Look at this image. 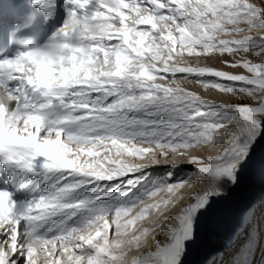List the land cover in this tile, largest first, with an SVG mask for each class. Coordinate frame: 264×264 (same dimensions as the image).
<instances>
[{"label": "snow or ice", "instance_id": "snow-or-ice-1", "mask_svg": "<svg viewBox=\"0 0 264 264\" xmlns=\"http://www.w3.org/2000/svg\"><path fill=\"white\" fill-rule=\"evenodd\" d=\"M65 8L44 46L0 59V161L44 173L24 205L0 190V264H192L233 219L232 264H253L264 196L235 194L245 176L264 188V0Z\"/></svg>", "mask_w": 264, "mask_h": 264}, {"label": "bare ground", "instance_id": "bare-ground-1", "mask_svg": "<svg viewBox=\"0 0 264 264\" xmlns=\"http://www.w3.org/2000/svg\"><path fill=\"white\" fill-rule=\"evenodd\" d=\"M7 3L11 10L15 11L12 7L14 2H19V0H3ZM27 7H23L22 10L25 11ZM55 9L60 10L63 13L62 26L67 19V10L65 8V0H57ZM61 13V15H62ZM25 21V19H23ZM246 27V26H245ZM247 33L241 34L246 35ZM253 34H264L253 33ZM52 36V35H51ZM50 36V37H51ZM50 37L44 40L43 46L48 42ZM256 151H264V143L262 147ZM42 159V158H41ZM44 180L43 170L38 169L35 172H29L25 169H21L18 166H6L2 161H0V190H7L13 194V199L16 201L17 205H24L34 197H38L42 190V182ZM19 192L22 194L19 195ZM264 188H261L258 184L252 183L247 176L244 177L240 187L237 189L235 194V203L238 205L240 201L248 202L250 198L254 201L261 200ZM25 194V196H23ZM228 222H225L219 235L216 239L207 244L202 248L194 257H190L192 264H206L210 253L216 254L218 252H226L228 258H226L225 264H232V259L236 248L239 243L242 242L246 236H242L239 241L231 242V236L228 232ZM238 243V244H237ZM260 251V250H259ZM259 251L256 252L253 264L255 260L261 257V263L264 262V254L259 256ZM134 254V253H133ZM218 258V257H217ZM217 260H215V263Z\"/></svg>", "mask_w": 264, "mask_h": 264}, {"label": "rangeland", "instance_id": "rangeland-1", "mask_svg": "<svg viewBox=\"0 0 264 264\" xmlns=\"http://www.w3.org/2000/svg\"><path fill=\"white\" fill-rule=\"evenodd\" d=\"M253 2L259 3V0H253ZM249 58L253 59L256 62H260V61L257 60V58H254V57H249ZM225 59H229V57H225ZM209 63L213 67L222 68L223 70H226V71H231V72H236V73H243L245 75H248V73H246L245 70L242 69V68H226L220 62V60L210 61ZM186 83H188V82H186ZM188 86L191 87L193 90L201 92V94H203V95H207L208 98L216 99L217 101H220V100H223V99H227L226 97H223V96H221L219 94H216V93L208 94L203 89H201L200 87H198L195 84L188 83ZM231 102H234V103H252L251 100H247V99H245V100H232ZM263 143H264V140H261V142L257 145L256 150L260 149L262 147ZM261 154H264V151H262V152L261 151L260 152L257 151V155L258 156L261 155ZM262 196H264V192L262 193ZM260 201L261 200L254 201L252 198H250V201H248V202L240 201L238 203V206L242 209L244 207H247V206L253 205V204L259 205ZM254 227L255 228H259L260 227V217L259 216H257V220L255 222ZM228 232H229V235L231 236V240H232L231 242L234 243V242L238 241L237 237L240 235V229H239V226H238V224L236 223V221L234 219L230 220L228 222ZM209 255H210V257L208 258L207 261H209V260H217V262L215 264H225L226 263V258L229 257L228 254H226V252L225 253L224 252H218L216 254H213L211 252ZM263 264H264V262H263Z\"/></svg>", "mask_w": 264, "mask_h": 264}]
</instances>
